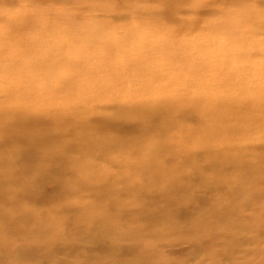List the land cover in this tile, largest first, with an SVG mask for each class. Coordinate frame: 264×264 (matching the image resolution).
Wrapping results in <instances>:
<instances>
[{
    "label": "rangeland",
    "instance_id": "374dc122",
    "mask_svg": "<svg viewBox=\"0 0 264 264\" xmlns=\"http://www.w3.org/2000/svg\"><path fill=\"white\" fill-rule=\"evenodd\" d=\"M0 29V134L45 140L0 147V264H264V0H0Z\"/></svg>",
    "mask_w": 264,
    "mask_h": 264
},
{
    "label": "bare ground",
    "instance_id": "6f19581e",
    "mask_svg": "<svg viewBox=\"0 0 264 264\" xmlns=\"http://www.w3.org/2000/svg\"><path fill=\"white\" fill-rule=\"evenodd\" d=\"M18 18H19V16H18ZM5 19V18H4ZM79 19V18H78ZM77 20V19H76ZM76 23H78V20H77V22ZM76 23H75V25H76ZM86 27V28H85ZM85 27H83V29L85 28L86 30H85V36H87L86 37V39H83L82 41H75L76 42V45H91V44H95V43H97V42H101V41H103L104 40V38H106L107 36H108V34L106 33V31H102L101 33H99V31H98V34L95 32L94 33V31H91L90 30V27H87V26H85ZM118 29H117V33H116V35H120V37L122 38V39H126V38H128L129 36H131L133 33H132V28H130V26H128V24H126V25H123V26H119V27H117ZM78 32V31H77ZM8 34H9V32L7 31V29H0V35L1 36H8ZM234 33H232V34H229V35H227V36H235V35H233ZM85 36H84V38H85ZM73 39H74V37H73ZM85 40H88V43L86 42V44H85ZM172 44H176L177 43V40H174V37L172 38ZM79 42V43H78ZM0 45H4V42L2 41V40H0ZM16 45H23V44H16ZM17 111H14V113H16ZM24 120H28V119H24ZM103 120V121H102ZM21 121V123H22V125L24 126H26V124H27V121H22V120H20ZM29 121V120H28ZM107 121H110V119L109 118H106V117H104V118H102L101 119V124H106L107 123ZM13 122H15V120L13 121ZM17 122V121H16ZM15 122V123H16ZM112 122V121H111ZM115 123V122H114ZM30 137L25 133V132H20V133H16V134H12V135H9V134H0V147L1 146H3V145H5V146H7L8 144H10V143H12L16 148V150L14 149V151H13V153L10 155V156H13V155H16V154H20L21 152H24V157H26V155H28L29 153H32L31 152V149H33V148H35V145L37 144V145H39V144H41V146H43V144H44V139L42 138V136H35L34 138H32V139H30ZM27 144H28V146H27ZM25 145V148H24V151H20L21 150V148H19V147H21V146H24ZM69 145V144H68ZM26 146H27V149H26ZM40 153V152H39ZM45 154V153H44ZM34 156H36L35 154H34ZM47 156V154H45V157ZM23 157V158H24ZM39 157V156H38ZM44 157V158H45ZM22 158V159H23ZM33 158H35V157H33ZM26 159V158H25ZM27 159H28V157H27ZM31 160V159H30ZM38 161H39V159H37ZM23 161V160H22ZM44 194V193H43Z\"/></svg>",
    "mask_w": 264,
    "mask_h": 264
}]
</instances>
